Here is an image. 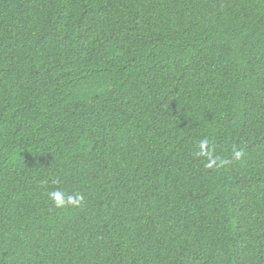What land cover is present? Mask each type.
<instances>
[{"label":"trees","instance_id":"16d2710c","mask_svg":"<svg viewBox=\"0 0 264 264\" xmlns=\"http://www.w3.org/2000/svg\"><path fill=\"white\" fill-rule=\"evenodd\" d=\"M0 264H264V0H0Z\"/></svg>","mask_w":264,"mask_h":264},{"label":"clouds","instance_id":"9594fccd","mask_svg":"<svg viewBox=\"0 0 264 264\" xmlns=\"http://www.w3.org/2000/svg\"><path fill=\"white\" fill-rule=\"evenodd\" d=\"M201 152L199 153V155H206L208 156V167H212L216 161L212 158V154L210 151H207V147H208V141L207 140H203L200 142L199 145ZM240 154L237 153V158H239ZM49 198L54 202L55 207L57 208H63L66 206H79V204L83 201L84 197L80 194H76L74 196H67L65 197V195L57 190L54 192H50L49 194Z\"/></svg>","mask_w":264,"mask_h":264}]
</instances>
